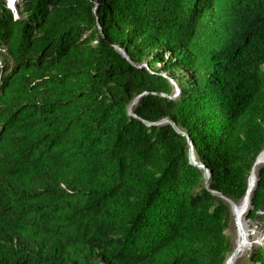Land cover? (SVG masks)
Listing matches in <instances>:
<instances>
[{
    "label": "trees",
    "instance_id": "trees-1",
    "mask_svg": "<svg viewBox=\"0 0 264 264\" xmlns=\"http://www.w3.org/2000/svg\"><path fill=\"white\" fill-rule=\"evenodd\" d=\"M18 1L0 0V264H226V198L264 150V0Z\"/></svg>",
    "mask_w": 264,
    "mask_h": 264
},
{
    "label": "rangeland",
    "instance_id": "rangeland-1",
    "mask_svg": "<svg viewBox=\"0 0 264 264\" xmlns=\"http://www.w3.org/2000/svg\"><path fill=\"white\" fill-rule=\"evenodd\" d=\"M7 1L10 2L9 6L13 11V13H15L16 16H19L18 9L16 8L17 7L16 2L18 3L19 1L16 0L15 3H13V0H7ZM259 213L262 215V218L257 220L247 219L248 212H246L244 215V219L246 221L245 223L247 225L246 228H247L248 237L244 242V247L242 248L241 254H239L237 259H235L234 264H250L249 254L251 253V251L255 250L257 247L264 248V210H262ZM233 220L234 221H232L229 225L227 233L230 236V240L233 243V251H234L239 234H238L235 215Z\"/></svg>",
    "mask_w": 264,
    "mask_h": 264
},
{
    "label": "bare ground",
    "instance_id": "bare-ground-1",
    "mask_svg": "<svg viewBox=\"0 0 264 264\" xmlns=\"http://www.w3.org/2000/svg\"><path fill=\"white\" fill-rule=\"evenodd\" d=\"M263 160H264V151L261 154L259 161L257 162V164L253 167L252 172L250 174V178L248 181V193L246 196H244V198L242 199V201L238 204H236V210H235V218H236V224H237V228H238V240L236 242L235 245V259H237V257L239 256V254H241L242 248L244 247V242L248 237V233H247V225H246V221L244 219V215L245 213H242V210L250 203V198H251V193L255 187L256 184V179H257V172L259 167H261L263 165ZM235 259L232 262H229V264H234L235 263Z\"/></svg>",
    "mask_w": 264,
    "mask_h": 264
},
{
    "label": "water",
    "instance_id": "water-1",
    "mask_svg": "<svg viewBox=\"0 0 264 264\" xmlns=\"http://www.w3.org/2000/svg\"><path fill=\"white\" fill-rule=\"evenodd\" d=\"M118 49L124 54V56H126V57L129 59V56L126 54V51H125V50H123V49L120 48V47H118ZM141 66H143V65H141ZM163 75H164L165 77H167L168 79H170V81L172 82L173 86L175 87L176 92H175V94H174L173 96L178 95L180 90H179V87H178V85L176 84V82H175V81H174V80H173L168 74L164 73ZM143 94H145V93H143ZM143 94L139 95V96L134 100V102L132 103V105H131L130 108H129V111H130V112H132L134 105L137 103V101L140 99V97H141ZM170 97H172V96H170ZM162 122H167V123L172 124V125L174 126V128H175L179 133H181L182 135H184V136H186V137L188 138V141H189V143H190V149H189V158H190V162L193 163V164H195V165H199V166H201V167H204L203 164L198 163V162L195 160V158H194L192 141H191L189 135H188L186 132H184V131H182L181 129H179V128L176 126V124H175L171 119H169V118H166V119L162 120ZM150 124H151V123H148V125H150ZM263 151H264V150H263ZM263 151H261L260 154L257 156V158H256V160H255V162H254L253 167H254V166L257 164V162L259 161V158H260L261 154L263 153ZM263 164H264V160H263ZM253 167H252V169H253ZM205 169H206V168H205ZM251 172H252V171H251ZM250 174H251V173H250ZM206 177H207V179H208V177H209V176H208V170H207V169H206ZM249 178H250V176H249ZM257 183H258V176H257V179H256V184H257ZM256 184H255V185H256ZM247 193H248V190H247L245 196L247 195ZM217 194L223 196V195L220 194V193H217ZM223 197H224V196H223ZM224 198H226V197H224ZM226 199H227V201L230 203V205H231V207H232V211H233V213H234V215H235L236 203H235L234 201H232L231 199H229V198H226ZM250 206H251V203H249V204H248V205L242 210V213L248 212ZM234 259H235V251H233V252L230 254V256L228 257V259L226 260V264H229V262H232Z\"/></svg>",
    "mask_w": 264,
    "mask_h": 264
},
{
    "label": "built area",
    "instance_id": "built-area-1",
    "mask_svg": "<svg viewBox=\"0 0 264 264\" xmlns=\"http://www.w3.org/2000/svg\"><path fill=\"white\" fill-rule=\"evenodd\" d=\"M15 2H16V0H13V3H15ZM9 3H10V2L8 1V4H9ZM13 3H12V4H13ZM9 5H10V4H9Z\"/></svg>",
    "mask_w": 264,
    "mask_h": 264
}]
</instances>
